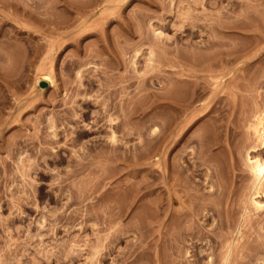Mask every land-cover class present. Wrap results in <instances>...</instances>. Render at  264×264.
Listing matches in <instances>:
<instances>
[{
  "label": "rangeland",
  "instance_id": "374dc122",
  "mask_svg": "<svg viewBox=\"0 0 264 264\" xmlns=\"http://www.w3.org/2000/svg\"><path fill=\"white\" fill-rule=\"evenodd\" d=\"M60 1L0 0V264H222L209 235L201 255L170 245V96L195 88L197 109L214 96L247 168L264 112V0ZM241 215L232 238L245 224L241 241H264Z\"/></svg>",
  "mask_w": 264,
  "mask_h": 264
},
{
  "label": "bare ground",
  "instance_id": "6f19581e",
  "mask_svg": "<svg viewBox=\"0 0 264 264\" xmlns=\"http://www.w3.org/2000/svg\"><path fill=\"white\" fill-rule=\"evenodd\" d=\"M61 1H63V4H65V6L68 5V7H71L69 6L70 1L69 2L67 0H61ZM80 1L82 2L83 0H79L78 2L79 4H80ZM80 6L84 7V4L82 5L80 4ZM80 6L78 7L82 9V7ZM78 7H76V9ZM46 8H49V7H46ZM83 12H84V9H83ZM83 12L82 13L80 12V13L85 14ZM104 16L105 18L107 17L106 15H102L101 16L102 21L101 19L100 21L101 22L104 21L103 23H105L106 22L105 20H107V22H109L108 20L110 18H106L104 20L103 19ZM103 23H101L102 25L100 24L102 27L100 28L97 27L100 29L101 33L103 32ZM89 33L91 34V32ZM76 41L78 42V40ZM107 48H110V47H107ZM114 53L113 54L110 53V54L115 56ZM134 55L136 56V54ZM134 59L136 58L133 57V60ZM40 75L41 77H38L39 80L43 79L47 81L50 85L53 83L52 81L53 77L50 76L49 72L41 73ZM176 86L178 87V85ZM172 89L173 88H171L170 86V90ZM194 89H191V90L182 89L181 90L178 87L176 88V91L180 90V92L178 94L176 93L177 94V96L175 95L176 98L172 97L175 100L171 98L172 95L170 96V242H171L170 245L174 243L176 247H179V245L181 243H184L185 240H188V241L190 240V242H192L191 244L193 245V247L194 246L196 247L195 253H193L192 255H195V256L199 254L201 255V253H203V251L207 248H205V246L203 247L204 244L202 246H198L197 242L198 241L201 242L202 239L205 240L206 239L205 236L209 235L208 238L210 239H207V240H210L209 242L213 243L212 247L217 248L220 245L223 246V247L220 246L221 249L224 248V246L226 247V250L224 248V251L222 254L223 255L221 259L222 264H228L230 260H234V261L237 260V261H240L241 264H248L250 261V258L254 256L253 254L256 255L257 253H259V251H264V241H261V240L255 241L257 240L255 239L256 237L254 238L255 240L253 239L255 244H252L254 243L253 240L252 242L251 241L250 242L241 241V239L243 238L242 233L244 232V230L243 232L241 230L245 228V224L243 225L242 229H241L242 225L240 224L241 227L239 228L241 230H239L238 228L239 232H241L240 233L241 236L238 232L240 238L237 235L235 237L234 234L233 236L235 238L237 237L238 238L237 239L232 238V232L234 231V228L236 227L235 225L236 223H233V222L236 219V216L237 215L239 216L240 213H242L241 218L243 219L246 218L245 219L246 223L250 221L249 219L253 218L251 217V215H253L254 219H251V221L253 220V222L256 221L255 223H257L256 225L252 222L254 225H256V228H257L255 229L257 238L261 237V235L264 236V112L262 111L261 113L259 112V114H256V118L255 116H253L256 119V121L255 122L253 121L254 123H251L252 127L249 125L252 129L254 128L253 132H254V135H256L255 136L256 143L253 144L251 147L247 146L248 150L245 154L247 168L244 169L241 166L242 164L240 165V158H238L239 154L241 153V148H243V144L242 143L239 144L238 142L239 139H236V131L234 130L233 127H231V125L233 126V124H230L232 120L231 121L229 120V115H228L229 113L226 115L227 112L224 114V112L222 111L223 112L222 114L220 110L221 107L219 108L218 105L216 104L217 100L213 102L214 96L210 97L209 102L208 103L206 102L205 105H202L201 106L202 108L199 107L200 109H197L195 106L196 105L195 103L199 100L200 95L195 94L196 92ZM173 110H177L178 112L179 111L183 112L187 115L189 114L188 117L187 115L186 116L183 115L182 116L183 118L179 119L180 121L183 120L180 130H176L175 125H173L174 122L176 125L179 124L180 122L179 121L178 123H176L177 122V120H175L176 116L174 117L173 113H171V111ZM180 112L179 114H181ZM201 120L204 121L203 123L205 124L202 123L204 126L202 125L203 127L201 128L199 127V129L201 130L197 131L194 129V127ZM115 124L117 125L119 123H115ZM111 139L112 141L114 140V135H112ZM118 144L120 145V143ZM248 144L249 143H247V145ZM190 145L193 147H191ZM189 146L193 149L188 150V151L186 150L187 152L184 153L186 148L189 149ZM179 158H181L183 161L180 162L181 160L179 161ZM217 198L219 201L216 200ZM238 201L242 202L241 206H239V204L241 203H239ZM174 202L180 203L179 209L178 208L175 209L173 207L172 204ZM233 203L236 204V206H237V203H239L238 204L239 208H237L238 206L233 207L234 205ZM238 212L240 213L238 214ZM122 214L123 213H121V215ZM247 218L249 219L247 220ZM200 219L203 222L202 221L200 222L199 221ZM243 219L241 222L242 224L245 222V221L243 222ZM209 221L211 222L209 223L212 226L211 229L205 228L206 227L205 224L207 225ZM235 222L238 223L237 220H235ZM233 224L235 225V227ZM252 227L250 225L249 228H252ZM208 231H210L211 233H209ZM246 232L247 230L244 232V234ZM112 236H114L115 238L114 233ZM109 250H108V253H109ZM129 250L131 251L133 249H129ZM220 251L218 253H220ZM174 252H175V249H174ZM238 253L241 255V258L239 257V259L237 257L239 255ZM246 257H247L246 260H242ZM133 261H132V264H133ZM260 261L262 264H264V261H262V259H260ZM119 263L121 264V262ZM122 264H123V261H122Z\"/></svg>",
  "mask_w": 264,
  "mask_h": 264
},
{
  "label": "water",
  "instance_id": "95a60500",
  "mask_svg": "<svg viewBox=\"0 0 264 264\" xmlns=\"http://www.w3.org/2000/svg\"><path fill=\"white\" fill-rule=\"evenodd\" d=\"M44 84V83H43Z\"/></svg>",
  "mask_w": 264,
  "mask_h": 264
}]
</instances>
